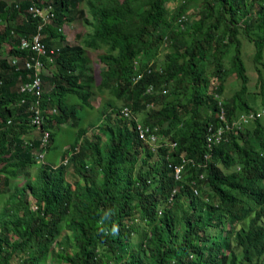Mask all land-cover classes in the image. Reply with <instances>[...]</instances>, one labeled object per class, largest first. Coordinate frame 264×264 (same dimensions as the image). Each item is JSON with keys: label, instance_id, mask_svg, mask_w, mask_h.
I'll list each match as a JSON object with an SVG mask.
<instances>
[{"label": "trees", "instance_id": "obj_1", "mask_svg": "<svg viewBox=\"0 0 264 264\" xmlns=\"http://www.w3.org/2000/svg\"><path fill=\"white\" fill-rule=\"evenodd\" d=\"M47 1L59 15L69 5L76 10L83 0ZM167 1L86 0L92 31L84 45L103 63L100 83L86 68L92 56L82 46L61 48L50 79L54 85L39 96L19 90L34 78L33 70L3 57L5 44L14 47L34 22L0 2V264H13L18 252L17 264H264V0H199L197 10L191 9L196 0H177L172 9ZM46 31L63 38L55 27ZM244 41L252 45L248 56ZM76 57L86 68L80 84L66 74ZM230 76L237 84L226 95ZM94 83L109 88L120 102L140 103L144 122L176 142L170 155H177L175 161L180 152L205 161L207 126L219 120L220 111L231 124L200 169L213 201L203 209L201 198L195 199L199 217L191 229L189 224L177 228L165 209L157 213L173 177L163 159H150L147 148L138 153L140 140L125 128L110 129L109 186L92 179L81 189L83 196L53 195V171L47 166L33 178L24 172L21 185L13 183L18 169L30 170L35 159L30 152L38 140L21 129L27 101L42 109L56 106L52 118L61 122L75 110L73 101L81 103L84 115ZM146 103L153 108L147 110ZM190 171L196 175L195 167ZM183 176L190 178L187 172ZM136 217L148 228L141 230Z\"/></svg>", "mask_w": 264, "mask_h": 264}, {"label": "clouds", "instance_id": "obj_2", "mask_svg": "<svg viewBox=\"0 0 264 264\" xmlns=\"http://www.w3.org/2000/svg\"><path fill=\"white\" fill-rule=\"evenodd\" d=\"M0 2H4L9 8L12 5L20 13L30 16L34 22L32 32L26 35H18V41L12 43L14 47L8 43L9 50L7 56H3L12 65L13 63H20L24 69L33 70L34 78L30 83H26L23 87H20L19 90L26 88L30 90L33 96H39L45 91L51 90L54 84L50 79L56 73L55 58L61 48L73 49L77 45H80L86 50L85 54L89 57V52H87L84 41L83 44H74L66 40L67 30L65 27L67 24H71L70 22L73 20V15L76 12L71 5L67 8L64 7L63 12L57 15L53 4L47 0H0ZM82 2L86 5L88 13L91 16L90 20H85L86 24L89 25L92 21V15L86 4V0ZM20 7H22L21 11ZM59 20H61V23H56ZM49 27H55L56 30L61 32L63 38L58 35L49 37L46 31ZM0 28H2V25ZM55 40L61 41V45L54 44ZM12 48L26 51V53L11 54L9 51ZM83 58L87 57L83 55ZM83 58L76 57L71 63V68L66 73L68 76L77 77L78 84L85 79L83 73L87 67L91 69L90 72L88 71L89 74L94 77L92 74V58L89 60L86 68H83ZM42 76L47 77V79L43 81ZM100 80L97 85L100 83ZM103 89L109 88H97L94 83L92 95L88 98L90 107L83 108L84 115L81 103L72 99L73 103L76 104V108L69 116H64V120L61 122H56L52 118V114H58L56 106L50 109H42L36 101L28 100L23 108V112L27 116V123L21 129H25V134H28L29 137L30 135H34L38 141L30 152L35 158L31 169L28 170L26 166L25 170L21 171L22 168L18 170L21 173H29L30 178H33L35 174L37 176L41 172L43 166H47L49 170L53 171V195L68 194L72 198L83 196L81 189L84 186H89L92 179H101L103 184L109 186L110 184L106 182L105 178V167L108 165V159H110V147L112 145L110 129L117 127L125 128L127 132H135L137 138L140 140L138 153L144 154L147 148L152 153L150 159H158L159 157L163 159L168 174L173 177L174 186L169 189L167 196L164 198L165 201L162 204L158 203L157 213H164L165 209L166 213H170V215H165L173 220L177 228H181L182 230L189 224L191 229L195 226L193 221H196L199 217L196 215L195 199L201 198L200 200L204 202L203 209L207 201H213V193L208 184L205 183L206 173L205 171H200V169H205L202 168L206 167L205 161L211 160L213 147L218 144L209 147L205 133L206 149L202 155L203 160H205L204 162H195L194 159H188L184 157V152H180L178 154V161H175L177 155L174 154L173 158L170 155L176 152V142L170 141L166 136L160 134L157 126L147 125L144 122L143 119L146 114L140 103L136 102L144 113L142 116L135 111L132 102H129L130 104L120 102L114 94V101L109 98L106 99L105 96H98V94H102L101 91ZM76 91H80V89L76 88ZM97 98L100 102L99 105L95 106L93 100ZM20 103L23 104V101L20 100ZM145 108L150 110V108H153V104L146 103ZM59 113L62 114L61 110ZM49 120H52L51 127L47 128L45 126ZM242 120L247 121L248 117H242ZM84 121L87 123L83 124ZM220 122L224 124L219 119L216 123H210L209 125L216 126ZM225 122L227 121L225 120ZM51 130H55L54 135L50 134ZM62 131L69 132V136H61L58 140L57 136ZM50 137H53V141H50ZM54 142H57V151L55 153L50 152V149L55 146ZM102 145H106L105 151H108L107 155L102 153ZM39 166H41L40 169H38ZM190 166L195 167L196 175H193V172L190 171ZM177 168L179 171H177ZM185 172L188 173L190 178L183 176ZM21 179L23 180V176H21ZM195 234L197 233L192 234L191 241L193 242H195Z\"/></svg>", "mask_w": 264, "mask_h": 264}, {"label": "rangeland", "instance_id": "obj_3", "mask_svg": "<svg viewBox=\"0 0 264 264\" xmlns=\"http://www.w3.org/2000/svg\"><path fill=\"white\" fill-rule=\"evenodd\" d=\"M181 1V0H180ZM199 0H196V2L194 3V5L191 6V9L192 10H197L199 9L200 7V3L198 2ZM179 2V0H178ZM167 7L168 9H172L176 4H177V0H168L167 1ZM91 16L90 14L88 13V10L86 8V5L81 2V3H78V7L76 9V12L74 13L73 15V20L70 22L71 24H67L66 25V40L70 43H74V44H83V41L84 39L86 38L87 34H89L91 31H92V27L88 24H86L85 20H90ZM1 27V25H0ZM1 29V28H0ZM68 37V38H67ZM54 44H58V45H61V41L59 40H55L54 41ZM252 45L249 43V42H243L241 48L242 49V52L244 53V56H248L250 55L251 53V47ZM9 50V44H6L5 45V52L3 53V56H7V52ZM167 49H163L159 52V57L163 55L164 51H166ZM87 52H89V56H92V65H93V72L92 74L94 75V78H95V82L98 83L99 80H100V68L103 66V63L100 61L99 59V55L95 54L96 50H93L92 48L88 47L87 48ZM91 53L93 55H91ZM143 57V56H142ZM248 66H251V61L248 60V62H246ZM50 70H52V68H50ZM262 75H264V69H262ZM235 80L233 79L232 76H230L226 81H225V87H224V94H231L232 93V89L233 87L237 84L236 82H234ZM102 94H98V96H105L106 99H110L112 101L115 100V96L113 95V93L110 91V89H103L101 91ZM99 99H94L93 100V104L95 106L99 105ZM117 103H119L118 101H116ZM132 106L133 108L135 109V111L140 115H144L143 111L141 108H139V104H137L136 102H132ZM87 122L84 121L83 124H86ZM69 136V132H66V131H62L58 134L57 136V139L59 140L61 136ZM109 143V141H108ZM54 147H52L50 149V152H53L55 153L57 151V148H56V145H57V142H54ZM101 149L103 150L102 153H104L105 155L108 154V151H105L106 150V145H102L101 146ZM27 167H24L21 169V171L25 170ZM23 173V172H22ZM22 173L20 172V170L17 171V177L16 179L14 180V184L19 186L22 184V182L25 181L21 179V176H22ZM203 187V185H202ZM13 189V186L10 187V189L6 192H10L11 190ZM205 189V188H204ZM30 201H32L30 199ZM136 220L138 222H141V230L144 231V228L143 227H147L142 220H140L139 217H136ZM148 228V227H147ZM52 245L54 246V249H58L56 243H52ZM22 257V253L21 252H18L17 253V257H14L13 260H12V263L13 264H17L18 261H19V258ZM23 258H24V255H23ZM48 259H50L51 257L48 255L47 257Z\"/></svg>", "mask_w": 264, "mask_h": 264}, {"label": "built area", "instance_id": "obj_4", "mask_svg": "<svg viewBox=\"0 0 264 264\" xmlns=\"http://www.w3.org/2000/svg\"><path fill=\"white\" fill-rule=\"evenodd\" d=\"M261 113H264V109L261 110ZM250 115H248L247 117L249 118ZM218 118L224 122V124H221V122L214 126V125H209L207 127V144L209 147H211L212 145H216L219 144L222 139H221V134L224 132V130H227L231 127V124H229L228 122H225L224 116L222 114V111H220ZM233 124V123H232ZM236 127H239V125L237 124ZM177 171H179V169L177 168Z\"/></svg>", "mask_w": 264, "mask_h": 264}]
</instances>
